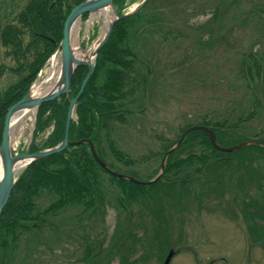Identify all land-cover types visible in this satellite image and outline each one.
Returning <instances> with one entry per match:
<instances>
[{"label":"rangeland","instance_id":"1","mask_svg":"<svg viewBox=\"0 0 264 264\" xmlns=\"http://www.w3.org/2000/svg\"><path fill=\"white\" fill-rule=\"evenodd\" d=\"M126 1L124 11L130 13L143 0ZM10 3L14 10L9 14L0 11V24L20 29L15 16L25 0H0L3 9ZM152 3L147 4L140 18L153 14L157 21L143 31L144 24L134 37L128 29L122 41V47L131 49L139 58L135 65L140 67L139 76L144 78V85L129 95L127 101L120 102L126 101L131 113L122 110L118 114L122 115L119 122L113 115L109 125L101 126L105 129H99L101 134L96 146L103 163L116 174L142 182L153 181L159 175L157 188H165L161 184L165 183L164 177L158 174L164 156L162 145L174 139L179 126L225 119L224 122L235 128L230 138L219 143L220 147L238 145L243 139L264 141V0H154ZM66 6H72V0L63 1L62 8ZM102 26L97 12L79 20L75 37L86 57L99 42ZM16 38L14 45L4 46L0 42V95L26 75L34 61L35 47H27L30 38L26 30L16 32ZM250 50L263 56V71L256 85L242 81L237 75L239 59ZM47 61L32 85L44 79L49 68ZM56 62L59 63L58 54ZM102 67L98 70L97 83L107 71ZM36 111L23 124L20 121L14 124L11 139L14 153H22L32 139L39 147L46 138L49 131L33 134ZM174 150L166 152L171 155L168 159L166 155L163 164L175 159ZM236 160L226 159L228 162L224 165L210 160V174L203 171L197 181L185 186L184 198L179 195L180 187L173 189L176 203L174 198L162 196L166 222L160 226L167 229L166 238H162L159 246L150 245L155 224L150 223L149 217L144 218L145 232L139 228L131 231L144 245L132 254L130 264H162L168 248L173 251L168 264H264V231H258L264 223L251 219L254 215L245 206V202L248 205L254 201L264 203V155L252 165L259 174L257 179L253 178L255 181H250V175L236 167ZM108 175L99 174L104 212L102 221L94 222L95 230L90 232L103 236L101 248L105 251L117 237H126L127 227L139 223V214L145 211L141 205H127L123 200L127 189L123 187L124 182ZM143 190L146 195H154L153 189ZM53 198L43 190L35 202L43 208ZM83 212L79 218L77 209L67 208L50 220L52 226L41 227L38 233L34 231L38 241L30 237L28 245L21 241L16 251L6 252L11 255V264L79 263L82 241L68 229L86 233L87 215ZM249 224L256 231L252 239L247 229ZM50 229H55V234ZM26 248L33 251L25 252ZM25 254L30 258L23 260ZM118 262L115 257L111 264Z\"/></svg>","mask_w":264,"mask_h":264},{"label":"trees","instance_id":"2","mask_svg":"<svg viewBox=\"0 0 264 264\" xmlns=\"http://www.w3.org/2000/svg\"><path fill=\"white\" fill-rule=\"evenodd\" d=\"M63 1L65 0H25L22 7H15V9L19 7L15 18L20 29L10 27L8 24L4 26L0 24V42L2 45H14L15 41H17L16 32L26 30L30 38L27 42V47H35L33 51L34 61L29 67L28 73L0 95V135L6 110L26 93L44 62L56 50L57 44L61 39L62 24L65 17L74 6L83 0H72V6L62 8ZM153 1L146 0L143 5L141 2L136 6L133 14L122 20L115 21L109 39L95 56L92 74L75 104L73 119L69 122L67 141L89 140L97 158L102 163L104 161L99 155L96 146L101 134L99 129H105V127L102 128L101 126L109 125L112 122L111 117L113 115L117 117L119 122L122 115L118 114L122 110H129L127 113H131L130 108L128 107L127 109L126 107V99L129 95L135 93L137 88L144 85V78L139 76L140 67L135 65L139 63V58L137 55L132 54L131 49L122 47L124 44L122 43L123 37L124 35L127 37L128 29L132 31V37H134L138 31L142 30L144 24L143 31L147 26L157 21L156 15L153 14L140 18L141 14L146 10L147 4L150 6ZM126 5V0H112V6L117 16L126 14L124 11ZM4 7L5 9L0 6V11L6 14L14 10L13 3ZM86 17L87 14H83L80 20L83 21ZM141 21L142 23H139ZM199 41L200 43L203 42L200 39ZM119 43L121 44L120 49L118 48ZM262 62L263 56L261 54L258 56L250 50L247 55L239 59L236 68L237 75L242 81L254 84L263 71ZM107 63L111 65L108 67V65H105ZM101 67L103 70L107 69V71L97 83L98 70ZM85 74L86 68L77 67L69 82L66 94L61 95L52 102L40 104L37 107L33 134L49 132L39 147L35 146L33 143L34 139H32L28 146V153L52 148L61 142L69 101L76 95ZM123 100L126 101L120 104ZM222 120L213 122L201 121L179 126L174 139L162 145L163 155L175 146L173 154H177L175 159L171 160V163L163 164L161 176L164 177L165 183L161 184H164L165 188H157L161 177L149 185H136L117 179V181L124 182L123 187L127 188L124 194L126 199L122 198L125 203L127 205L132 203L141 205L145 211L139 214V223H132V225L127 227L126 237H117V241L111 242L112 247L107 249V251H105L104 247L101 248L103 236L97 233L91 235L90 232L95 230L94 222L102 221L101 216L104 212V201L99 193V174L101 172L102 174H108L92 158L88 145L81 143L70 146L59 153L26 165L15 178L6 204L0 212V264H11V255L6 252L16 251L21 241V243L28 245L30 237L38 241L37 233L40 228L49 226L51 224L50 220L66 211L67 208L77 209L79 218L82 215L81 212H83L82 208H85L83 213L87 215L84 219L86 221V233L83 231L79 234L72 228L68 229V232H71L74 237L77 234L76 238L82 241L80 246L83 245V250L77 264H111L112 259L115 257H118V264H130L132 254L144 245L142 239L136 237L131 231H137V228H139L140 231L145 232L146 225L142 222L146 217H149L150 223L155 224L149 243L150 245L159 246L162 238L164 237L165 240L167 235V229L160 226L166 222L163 218L161 197L174 198V203H176L177 196L171 192L174 188L180 187L179 195L184 198L183 188L197 181V177L203 175V171L209 173L210 160L224 165L228 162L225 161L226 159H237L236 167L241 168L244 174L250 175V181H255L254 177L258 178L259 174L252 168L254 167L252 165H255L256 158H261L264 155V141L262 139H259V141L261 140L260 142L243 139L238 144L247 142L248 145L233 153H224L214 149L203 132H186L194 125L205 127L214 134L215 142L219 146L222 140L230 138L228 136L235 128L232 124L230 126L224 122L225 119ZM182 135L184 136L179 141ZM256 137L257 135H254L253 139H256ZM159 140L163 141L161 138ZM68 148L70 151H65ZM203 149L208 154H205L202 151ZM180 153L183 154L180 155ZM170 155L171 153L167 155V159ZM221 158L224 160H221ZM103 164L111 170L105 163ZM109 177L116 180L114 177ZM144 188L153 189L151 193H154V195H146L144 193L146 189L143 190ZM43 190L54 198L52 203L39 208L35 200ZM245 203L248 212L254 215L251 219L261 220L264 223V203L259 204L255 201L249 205L247 204L248 202ZM247 208L245 209L247 210ZM251 225H247V229L252 239L255 229L251 228ZM34 231H37V233L33 234ZM50 231L52 230L50 229ZM258 231L263 232L264 226L258 228ZM52 232L55 234L56 230L54 229ZM26 250L29 252L33 251L31 248H26L24 251L26 252ZM22 258L24 260L30 257L25 254ZM18 262L20 263V260Z\"/></svg>","mask_w":264,"mask_h":264},{"label":"water","instance_id":"3","mask_svg":"<svg viewBox=\"0 0 264 264\" xmlns=\"http://www.w3.org/2000/svg\"><path fill=\"white\" fill-rule=\"evenodd\" d=\"M145 2H146V0H143L141 4L143 5ZM105 7H110L112 9L113 19L108 23V25L105 28V32H104L103 36L100 38L99 42H97L95 44L92 51L88 55L90 57V59L89 60L88 59H86V60H75L73 58L71 48H70V44H69V39H68V33L70 30L71 24L75 20H80V17L83 14H92V13H95V12L105 8ZM133 13H134V10L130 13H126V14L117 16L115 11H114V8L112 6V0H83L80 3H78L76 6H74L69 11V13L65 17L63 24H62L61 39H60L59 43L57 44L56 50L50 56V58H52L54 56H57V54L59 55V66H60V85H59V88L53 92H50L48 94L41 96V97H38L36 99H32L29 96V90L32 86V84H31L30 87L28 88V90L26 91V93L22 96V98L20 100H18L15 104L8 107V109L6 110V113H5V116L3 119V123H2V131H1V135H0V164H1L0 212H1L2 208L4 207V205L6 204V201L9 197V194H10L12 187H13V184L15 182V178L18 175V173L16 171L14 172L13 168H12L16 162L23 161L24 162L23 168H25L26 165L30 164L33 161L45 158V157L50 156L52 154L59 153L64 148L79 145L81 143H85L88 145L92 158L95 160V162L102 169H104L112 177L122 179V180H126L129 182L135 183V184H146V185L153 183L158 178L159 175L153 181L140 182V181H137L135 179L127 178V177H124L122 175L116 174L115 172L109 170L97 158V156L94 152L93 146L89 140H79L76 142L67 141L68 126H69V122L71 121L72 116H73L74 106H75L78 98L80 97L88 78L92 74L93 66H94V59H95V56H96L98 50L107 42V39L110 36L112 26L115 23V21L122 20L123 18H126ZM89 57H87V58H89ZM77 67L86 68V74L84 75V77L80 83L78 92L70 100V102L68 104L66 115H65V120H64L63 138H62L61 142L52 148L43 149V150H40V151H37L34 153H28L27 152L28 146L23 153H14L13 150L10 149L9 141H8L7 125H8L9 117L13 113H15L16 111H19L22 109H33L34 111H36L37 107L40 104L52 102V101L58 99L61 95H64L68 91L69 82H70V80L73 76V73ZM191 131L203 132L208 137L212 147L214 149L221 151V152H224V153H233L235 151H238L243 146L248 145L247 142H243V143H240V144L232 146V147L222 148L216 144L214 134L210 130H208L207 128L202 127V126H193V127H190L186 132H191ZM184 135H185V133H184ZM184 135H182V137L179 139V141L183 138ZM175 147H172L168 151H171ZM166 155H167V153H165L163 156V161L161 162L160 171L158 174L162 173L163 162L166 158ZM172 255H173V251H172V249L169 248L167 254L165 255V258H164L162 264H168Z\"/></svg>","mask_w":264,"mask_h":264},{"label":"bare ground","instance_id":"4","mask_svg":"<svg viewBox=\"0 0 264 264\" xmlns=\"http://www.w3.org/2000/svg\"><path fill=\"white\" fill-rule=\"evenodd\" d=\"M97 18H102V21H103V26H102L103 32L101 33L99 37L101 38L105 32L106 26L113 18L112 9L110 7H105L97 11ZM78 24H79V20H75L71 24V27L68 33V39H69L71 52L75 60H86V59L89 60L90 57L88 56L89 58H87L77 46L75 31L77 29ZM56 61H57V56L52 57L49 61V68L45 73L44 79L42 81L36 82L34 85L31 86L29 90L30 98L36 99L45 94L53 92L59 88L60 66H59V63H57ZM32 112H34L33 109H22V110L16 111L9 117L8 125H7V133H8V141H9L10 149H12L11 139H12V131H13L14 124L16 123V121H20L21 123L22 122L24 123L28 115H32ZM23 167H24V162L18 161L13 165L12 168L14 172L16 171L17 173H19L23 170ZM0 175H1V164H0Z\"/></svg>","mask_w":264,"mask_h":264}]
</instances>
